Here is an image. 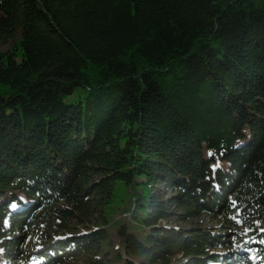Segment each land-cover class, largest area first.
<instances>
[{
  "label": "trees",
  "instance_id": "trees-1",
  "mask_svg": "<svg viewBox=\"0 0 264 264\" xmlns=\"http://www.w3.org/2000/svg\"><path fill=\"white\" fill-rule=\"evenodd\" d=\"M9 41L0 264H264V0H0Z\"/></svg>",
  "mask_w": 264,
  "mask_h": 264
},
{
  "label": "rangeland",
  "instance_id": "rangeland-1",
  "mask_svg": "<svg viewBox=\"0 0 264 264\" xmlns=\"http://www.w3.org/2000/svg\"><path fill=\"white\" fill-rule=\"evenodd\" d=\"M14 41H9L6 44H0V51H4V50H8L12 45H13ZM163 188V186L161 187V189ZM167 192V191H166ZM66 205V204H64ZM92 222H94V219H92ZM163 224H169L172 226H181V227H189V226H200V227H213L215 229L219 228L220 222L218 219L214 220L210 217H206V216H202V217H198L195 218L194 221L192 223H187V222H183V221H178L176 219V217H172L170 220H164L162 221ZM224 232H228L232 237H231V241L234 240H240L241 239V230L239 228H230V227H226ZM54 235L56 237H62L63 236V232L57 231L56 233H54ZM114 243L116 242V240L113 241ZM32 246L33 243L31 244V242H28L27 244H24L23 248H21V250L16 251V256L13 257V259H11V263H21L23 258H24V253H28L32 250ZM218 252H221L222 250H217ZM223 252V251H222ZM69 264H87L83 259H77L75 260L73 263H69Z\"/></svg>",
  "mask_w": 264,
  "mask_h": 264
},
{
  "label": "snow or ice",
  "instance_id": "snow-or-ice-1",
  "mask_svg": "<svg viewBox=\"0 0 264 264\" xmlns=\"http://www.w3.org/2000/svg\"><path fill=\"white\" fill-rule=\"evenodd\" d=\"M209 155H211V153H209ZM262 242H264V241H262Z\"/></svg>",
  "mask_w": 264,
  "mask_h": 264
}]
</instances>
